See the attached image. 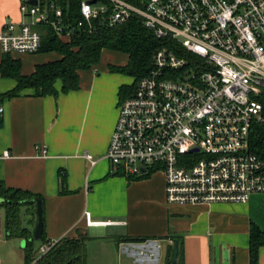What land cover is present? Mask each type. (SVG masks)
I'll list each match as a JSON object with an SVG mask.
<instances>
[{
  "label": "built area",
  "instance_id": "built-area-1",
  "mask_svg": "<svg viewBox=\"0 0 264 264\" xmlns=\"http://www.w3.org/2000/svg\"><path fill=\"white\" fill-rule=\"evenodd\" d=\"M88 1L77 25L65 24L57 0L21 4L31 22L3 25L0 50L38 53L40 24L63 41L90 33L93 21L113 28L139 18L161 45L149 73L118 103L104 154L111 171L161 172L170 206L242 204L264 194V160L249 151L253 128L264 124V0ZM56 242L40 246L33 262Z\"/></svg>",
  "mask_w": 264,
  "mask_h": 264
},
{
  "label": "crops",
  "instance_id": "crops-1",
  "mask_svg": "<svg viewBox=\"0 0 264 264\" xmlns=\"http://www.w3.org/2000/svg\"><path fill=\"white\" fill-rule=\"evenodd\" d=\"M28 1L0 0V29L31 22L20 13ZM9 55L20 61L22 75L60 58L56 53ZM127 60L103 50L96 66L79 72L76 91L61 93L58 81L56 97L37 98L26 89L0 100V180L41 197L46 239L86 235L87 264H166L174 242L179 247L176 264H249V227L264 231V194L242 204L170 206L161 172L130 178L111 171L104 154L116 126L118 92L131 84L109 67H124ZM15 86L0 77V95ZM41 147L45 157H40ZM35 208L20 210L22 226L31 232ZM258 264H264V248L258 251Z\"/></svg>",
  "mask_w": 264,
  "mask_h": 264
},
{
  "label": "trees",
  "instance_id": "trees-1",
  "mask_svg": "<svg viewBox=\"0 0 264 264\" xmlns=\"http://www.w3.org/2000/svg\"><path fill=\"white\" fill-rule=\"evenodd\" d=\"M41 3H49L54 0H39ZM83 0H57V4L63 12L65 24L77 25L80 18V5ZM92 31L74 32V36L67 42L62 41L46 25L40 24L37 29L41 35V45L38 53H56L60 58L54 62L39 64L30 75H22V66L19 60L13 59L9 54L0 60V77L12 79L16 82L15 88L0 95V100L18 97L24 90L33 91L34 97H56L55 85L61 82L60 92L67 94L79 89V72L89 70L97 65L103 50L117 52L127 56V65L124 67H109L113 73H120L133 78L130 86H122L119 89V98L122 100L132 94L135 83L145 77L151 70V57L154 51L160 47L161 40L144 27L139 18L131 17L122 25L108 28L98 21H93ZM264 104V100H263ZM1 125V123H0ZM249 151L264 160V124L255 125L251 133ZM63 184V178L60 179ZM41 197L29 191L10 189L0 180V209L4 213V233L7 239H21L25 241L23 248L24 264H87L86 235L78 233L75 237L61 238L48 252L33 262L34 240L31 231L23 228L20 220L22 207L36 206L35 201ZM248 237L249 264H258V251L264 248V231L254 224L250 225ZM43 234V233H42ZM44 234L40 241L42 245L49 242ZM174 245L171 246L166 259L170 264ZM179 255V247L177 256Z\"/></svg>",
  "mask_w": 264,
  "mask_h": 264
},
{
  "label": "rangeland",
  "instance_id": "rangeland-1",
  "mask_svg": "<svg viewBox=\"0 0 264 264\" xmlns=\"http://www.w3.org/2000/svg\"><path fill=\"white\" fill-rule=\"evenodd\" d=\"M129 79L130 84L133 82V78L126 76ZM4 213L0 210V264H24V246L25 241L21 239H7L4 233ZM34 250L38 251V248L42 246L41 242H34ZM37 256V252L34 257Z\"/></svg>",
  "mask_w": 264,
  "mask_h": 264
},
{
  "label": "water",
  "instance_id": "water-1",
  "mask_svg": "<svg viewBox=\"0 0 264 264\" xmlns=\"http://www.w3.org/2000/svg\"><path fill=\"white\" fill-rule=\"evenodd\" d=\"M96 2V0H90L88 1V3L90 4H94ZM37 0H29L27 2V5L30 6H36L37 4ZM36 204V208H35V216L37 219V223L34 227V230L32 232L33 234V240L40 242L42 240L43 237V219H42V205L40 204L39 200L35 201ZM177 252H178V243L174 242V248H173V253L171 256V263L170 264H176V257H177Z\"/></svg>",
  "mask_w": 264,
  "mask_h": 264
}]
</instances>
